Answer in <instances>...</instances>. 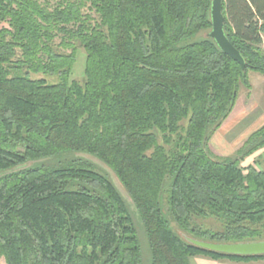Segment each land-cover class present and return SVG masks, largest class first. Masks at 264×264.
Wrapping results in <instances>:
<instances>
[{
	"label": "trees",
	"instance_id": "trees-1",
	"mask_svg": "<svg viewBox=\"0 0 264 264\" xmlns=\"http://www.w3.org/2000/svg\"><path fill=\"white\" fill-rule=\"evenodd\" d=\"M212 0H0V258L4 264H141L119 189L88 161L28 162L84 151L132 201L150 264L233 262L189 243L243 242L264 226V124L228 161L205 144L247 71L264 75V0H222L223 31L245 68L208 33ZM77 48L83 76L71 77ZM55 75L46 82L30 74ZM206 139L204 140L205 136ZM213 217L221 231L195 218Z\"/></svg>",
	"mask_w": 264,
	"mask_h": 264
},
{
	"label": "rangeland",
	"instance_id": "rangeland-1",
	"mask_svg": "<svg viewBox=\"0 0 264 264\" xmlns=\"http://www.w3.org/2000/svg\"><path fill=\"white\" fill-rule=\"evenodd\" d=\"M261 37V46L264 49V33L261 34ZM84 60L85 54L83 50L81 48H77L76 60L71 74L72 78H75L79 81L82 79ZM30 76L42 78L46 82L56 81L55 75L39 73L30 74ZM247 77L250 83V88L247 89L242 84L239 86L238 95L233 107V114L235 115L229 114L230 118H234L232 121H230V123L232 122L231 125H229V127L226 129H222V131H214L205 144L208 154L215 160L228 161L232 159L236 155L237 149L241 147L246 138L254 130H257L264 124V75L252 70H248ZM242 110H246L244 114H241ZM70 158H78L88 161L93 169L105 174L119 189L136 229V235L140 246L141 264H150L151 254L146 232L138 218L132 201L123 193L120 185L117 183L116 179H114L112 174L107 169H105L100 164V162L96 161V159L91 154L84 151H67L51 157L30 161L28 164H26V166L34 164H54L56 161L61 162ZM248 164H256L258 168H263L264 148L254 151L241 162V166H247ZM194 221L201 228H209L213 231L222 230V224L220 221L213 217L195 218ZM257 227H259L261 230L260 234L256 237L249 238L248 241L264 242V226ZM227 262L231 261L226 259H213L199 255L194 256L192 259V264H226ZM0 264H4L2 258H0ZM247 264H264V258L257 261H251Z\"/></svg>",
	"mask_w": 264,
	"mask_h": 264
},
{
	"label": "water",
	"instance_id": "water-1",
	"mask_svg": "<svg viewBox=\"0 0 264 264\" xmlns=\"http://www.w3.org/2000/svg\"><path fill=\"white\" fill-rule=\"evenodd\" d=\"M222 0H212L211 2V21L212 28L208 35L215 40L219 48L229 55L234 61L238 62L241 69L245 68L243 57L239 51L230 43L223 31V15L221 12ZM205 136L204 140L206 139ZM185 240L194 245L210 250L242 255L264 254V242L243 241V242H209L183 235Z\"/></svg>",
	"mask_w": 264,
	"mask_h": 264
},
{
	"label": "crops",
	"instance_id": "crops-1",
	"mask_svg": "<svg viewBox=\"0 0 264 264\" xmlns=\"http://www.w3.org/2000/svg\"><path fill=\"white\" fill-rule=\"evenodd\" d=\"M245 111L246 110H244V111L242 110L241 111V114L242 113L244 114ZM233 113H234V108L232 109V111L230 112V114H233ZM233 115H235V114H233ZM238 118H239V115H238ZM232 119H234V118H230V116L228 115V117L223 121V123L220 125V127L217 130H219V131L221 130L222 131V129H226L227 127H229V125H231V123H232V122L230 123V121H232ZM263 258H260V259H263ZM260 259H257V260H260ZM257 260H249V261H241V262H233V261H231V262H227L226 264H247V263H249L251 261H257Z\"/></svg>",
	"mask_w": 264,
	"mask_h": 264
}]
</instances>
